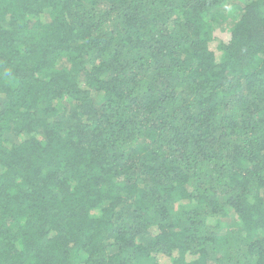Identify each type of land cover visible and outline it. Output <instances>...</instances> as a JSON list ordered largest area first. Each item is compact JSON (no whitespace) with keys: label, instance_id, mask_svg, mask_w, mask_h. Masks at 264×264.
Segmentation results:
<instances>
[{"label":"trees","instance_id":"obj_1","mask_svg":"<svg viewBox=\"0 0 264 264\" xmlns=\"http://www.w3.org/2000/svg\"><path fill=\"white\" fill-rule=\"evenodd\" d=\"M0 264H264V0H0Z\"/></svg>","mask_w":264,"mask_h":264},{"label":"rangeland","instance_id":"obj_2","mask_svg":"<svg viewBox=\"0 0 264 264\" xmlns=\"http://www.w3.org/2000/svg\"><path fill=\"white\" fill-rule=\"evenodd\" d=\"M231 23H232L231 21L229 22V20H227L223 27L227 29L231 26Z\"/></svg>","mask_w":264,"mask_h":264}]
</instances>
